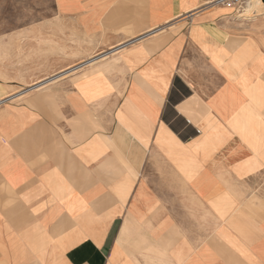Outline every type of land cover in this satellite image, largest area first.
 <instances>
[{
    "label": "crops",
    "instance_id": "crops-1",
    "mask_svg": "<svg viewBox=\"0 0 264 264\" xmlns=\"http://www.w3.org/2000/svg\"><path fill=\"white\" fill-rule=\"evenodd\" d=\"M212 1L0 35V264H264V12Z\"/></svg>",
    "mask_w": 264,
    "mask_h": 264
},
{
    "label": "rangeland",
    "instance_id": "rangeland-1",
    "mask_svg": "<svg viewBox=\"0 0 264 264\" xmlns=\"http://www.w3.org/2000/svg\"><path fill=\"white\" fill-rule=\"evenodd\" d=\"M218 1L213 0L211 5L231 9L239 17L247 0H240V3L234 5L233 8L220 4ZM54 14L55 0H0V35L20 30L43 19L52 18Z\"/></svg>",
    "mask_w": 264,
    "mask_h": 264
},
{
    "label": "bare ground",
    "instance_id": "bare-ground-1",
    "mask_svg": "<svg viewBox=\"0 0 264 264\" xmlns=\"http://www.w3.org/2000/svg\"><path fill=\"white\" fill-rule=\"evenodd\" d=\"M219 3L222 2L223 5L226 3V0H219ZM214 4V3H213ZM233 8V7H232ZM264 0H247L246 5L242 11V13L239 15V17H246V18H252L255 17L260 12H264ZM241 12V11H240ZM116 53V52H115ZM102 56V55H101ZM108 57V56H107ZM106 57V58H107ZM102 58V57H101ZM102 60V59H100ZM99 61V60H98ZM93 62V61H92ZM96 63V62H95ZM93 64V63H92ZM74 71V70H73ZM61 76V75H60ZM56 78V77H55ZM59 78V77H58ZM55 80V79H54ZM57 81V80H56ZM51 84V83H50ZM30 92V91H29ZM14 98V97H13ZM97 191V190H96Z\"/></svg>",
    "mask_w": 264,
    "mask_h": 264
},
{
    "label": "built area",
    "instance_id": "built-area-1",
    "mask_svg": "<svg viewBox=\"0 0 264 264\" xmlns=\"http://www.w3.org/2000/svg\"><path fill=\"white\" fill-rule=\"evenodd\" d=\"M227 2L224 3L225 5H227V7H233L234 5H237L238 3H240V0H226ZM222 4V2L220 3Z\"/></svg>",
    "mask_w": 264,
    "mask_h": 264
}]
</instances>
